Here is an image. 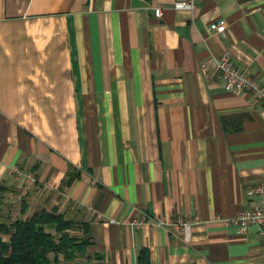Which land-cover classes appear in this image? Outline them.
<instances>
[{
  "label": "crops",
  "instance_id": "obj_1",
  "mask_svg": "<svg viewBox=\"0 0 264 264\" xmlns=\"http://www.w3.org/2000/svg\"><path fill=\"white\" fill-rule=\"evenodd\" d=\"M177 1L0 0V185L74 221L84 252L58 264H137L140 247L150 264H264L254 224L215 219L256 198L264 110L208 61L264 83V0Z\"/></svg>",
  "mask_w": 264,
  "mask_h": 264
},
{
  "label": "trees",
  "instance_id": "obj_2",
  "mask_svg": "<svg viewBox=\"0 0 264 264\" xmlns=\"http://www.w3.org/2000/svg\"><path fill=\"white\" fill-rule=\"evenodd\" d=\"M5 189L0 185V264H58L84 252L87 240L71 233L72 219L40 206L27 211L23 196L12 210ZM136 263L150 264L145 247L138 249Z\"/></svg>",
  "mask_w": 264,
  "mask_h": 264
},
{
  "label": "built area",
  "instance_id": "obj_3",
  "mask_svg": "<svg viewBox=\"0 0 264 264\" xmlns=\"http://www.w3.org/2000/svg\"><path fill=\"white\" fill-rule=\"evenodd\" d=\"M173 6L191 8L193 6V0H180L174 2ZM153 13L159 15L160 7H153ZM209 28L214 29L216 32H222L224 24L218 21L210 24ZM208 61L211 63L213 74L220 80L222 86L226 90L247 93L253 99L257 100L264 110V83L259 82L250 71L244 68H238L225 52L211 56ZM251 191L255 194L256 198L250 207L240 209L235 215L229 218H219L216 216L215 219L222 220L223 223L232 225L238 231H243L249 224H254L258 241L263 250L264 260V167L259 180L251 187ZM193 219H195V217H193ZM140 220L141 218H138L132 222L139 223ZM154 222L157 224H164L165 221L163 218L158 217L155 218ZM168 224L169 227L167 225V229H171L170 233L172 234H175L178 230V226H180L181 240H188L190 230L188 220L175 217L171 219Z\"/></svg>",
  "mask_w": 264,
  "mask_h": 264
},
{
  "label": "rangeland",
  "instance_id": "obj_4",
  "mask_svg": "<svg viewBox=\"0 0 264 264\" xmlns=\"http://www.w3.org/2000/svg\"><path fill=\"white\" fill-rule=\"evenodd\" d=\"M10 196H11L12 200L9 202L7 201V202H8V204L11 205L12 210H15V209H17V206H18V203H16L17 201L16 200L13 201V199L15 198V194H11Z\"/></svg>",
  "mask_w": 264,
  "mask_h": 264
}]
</instances>
